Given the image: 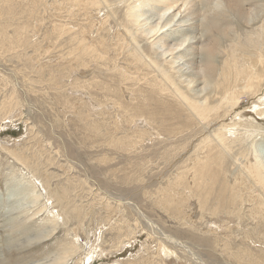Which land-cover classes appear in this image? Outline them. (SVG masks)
Returning a JSON list of instances; mask_svg holds the SVG:
<instances>
[{
    "label": "rangeland",
    "instance_id": "1",
    "mask_svg": "<svg viewBox=\"0 0 264 264\" xmlns=\"http://www.w3.org/2000/svg\"><path fill=\"white\" fill-rule=\"evenodd\" d=\"M100 3L0 0V264H264V243L245 237L246 216L229 223L200 205L192 167L218 149L206 137L209 129L237 120V112L241 120L227 134L245 133L247 125L254 129L246 131L251 147L264 146V115L249 107L259 95L264 100V80L254 92L240 89L232 109L227 102L217 107L205 130L152 86L150 68L129 64L118 38L126 26L119 1ZM105 4L115 5L113 13ZM134 35L149 55L146 40ZM82 37L103 55H80ZM228 41L221 46L232 47ZM124 68L127 79L120 77ZM136 105L159 117L136 114ZM248 142L212 165L208 203L239 182L232 154L250 155ZM25 212L31 221L20 218ZM43 229L53 232L23 243Z\"/></svg>",
    "mask_w": 264,
    "mask_h": 264
},
{
    "label": "bare ground",
    "instance_id": "2",
    "mask_svg": "<svg viewBox=\"0 0 264 264\" xmlns=\"http://www.w3.org/2000/svg\"><path fill=\"white\" fill-rule=\"evenodd\" d=\"M102 1L104 4V0H82V2L71 0V4L99 6ZM117 1H119V4L117 3L119 7H117L116 10L119 8V10L122 11L121 17L126 23V26L121 27L123 30H121V34L119 31L118 38H122V40H125L126 42L123 49L126 47V49H124V51H126V57L130 58L132 61V63L129 64H133L135 69L139 66L150 68L155 75V79L152 81V86L154 85L156 89L159 88L166 97H169V99L174 100L175 103L178 105L180 104L188 110V114L205 128V130L206 128L209 129L211 123L209 118L211 113H213L217 107H222V104L225 102H227V105H231L230 108L232 107V104L235 106L239 99L237 96L240 89L249 92V89L255 86L257 87V84H260L261 81L264 80V66L261 69L260 65L264 62V53H261L262 48H264V0ZM106 7L110 8V6ZM111 8L110 10H112ZM84 9L86 8L84 7ZM106 13L107 14L104 17L108 18L112 15L113 10L112 13L109 11ZM107 18L104 22H106ZM233 19H236V22H234ZM121 26L123 25L121 24ZM132 32L136 33L138 37L140 36L146 40L149 45V55L143 50L142 46L137 41L138 38L135 37ZM255 34H258L259 36L257 41L256 38L254 39ZM223 38L231 41L233 46H221ZM83 39V37L80 39L78 45L80 55L99 58L101 54L98 57V51L101 53V50L97 49L94 42L89 43ZM140 43L143 44L141 41ZM230 43L229 45H231ZM253 55L255 56V60L253 58V62H251L247 58H252ZM242 56L248 57L246 60L245 58L243 60ZM78 58L81 59V61L84 60V58ZM219 58L221 59L220 62L218 61ZM158 59H161L160 61H162L163 65L158 63ZM113 63L116 62L113 61ZM123 67H121V69H123ZM125 70V68L122 70L121 78L127 76H125L127 73ZM233 70L235 75H232ZM128 74L130 73L128 72ZM231 77L234 78L232 80L233 84L231 83V86H228V82H232L230 80ZM237 79H239V81L240 79L243 80L244 84L239 86L240 84L238 85L239 82ZM123 81L125 80L123 79ZM254 90L255 88L253 89V92ZM259 98L260 95L259 97H256V100L252 102L253 105L249 107H252L256 114L264 115V100L258 101ZM214 99L217 101L212 104ZM137 105L133 108L135 109L136 114H146L147 117L152 119H155L157 116L159 117V112L157 113L156 110L146 111L143 106L140 107V105ZM219 110L220 109L217 111ZM226 112L227 111H225V113ZM234 116L237 120H231L230 124L224 125L223 128L217 126L213 129H209L210 131L206 137H209L211 143L215 145L216 149L218 147V149L214 154H208L209 157L206 160L194 161L192 167H195L193 176L196 177V181L193 182V184H195L196 187H200H197V189L199 191L201 190L203 193L200 200L201 202L199 203L205 208V210H207V213L209 212L210 214H214V216L216 215L215 217L218 219L224 215V221L229 223L232 221L231 216H235V219L238 220H241L243 216H246L248 221L242 223L246 239L256 241V243H264V146L255 149L253 146L251 147V145H253V138L249 136V133L251 134L252 131L254 132V129L247 125V127L243 126V129L240 128L243 132L245 131V133L234 132L233 136H230V133L227 134L226 129L228 131L231 130L233 128L232 126H236L235 124H238L237 121L241 120L239 112L235 113ZM190 119L192 118L190 117ZM190 119H188V121ZM239 126L242 127L241 125ZM246 131L251 132L247 133ZM252 135L254 136V134ZM247 142L250 144L247 146L251 149L250 155L249 151L247 154V151L245 153L244 149L239 150V155L237 154V156L232 154L234 157L231 161L239 170V182L237 181L238 183L234 184L233 188H230V191H228L229 189L226 190L227 187L225 188L224 186L215 198L208 203V200L210 199H208L207 196L209 194V189H212V186L208 182L212 181L214 176H216L211 169L212 165L217 163L221 164L222 162L225 163V158L231 155L230 153L232 152L230 151L234 150L233 145H239L241 148L244 144L247 145ZM211 150L213 149L211 148ZM221 166H219L220 169ZM237 175L238 174H236V178ZM195 195L198 196L196 192H194V196ZM34 198L36 197L34 196ZM199 212H201L200 209ZM202 212L204 213L206 211L203 210ZM25 213L26 214L24 215L27 217L28 212ZM203 213L199 214L202 216ZM24 215L20 218L24 221H31L32 216L30 217L29 215V217L25 219ZM204 215L203 218H207L206 216L204 217ZM187 218L188 217H185V219L189 221L190 218ZM195 218L205 221V219L200 217ZM217 218L214 219V222L218 220ZM225 218H229V220H225ZM194 221H196V219ZM218 226L219 225H217V227ZM206 228L205 231L207 230ZM224 228V234L230 230L229 226H224ZM210 229H212L211 226ZM45 230L46 229H43L31 237L27 236L23 243L26 245L38 242L40 239L49 236L53 232L52 230ZM183 244L184 243H182V245ZM193 260L195 261V258H193ZM35 264L49 263L46 260Z\"/></svg>",
    "mask_w": 264,
    "mask_h": 264
}]
</instances>
